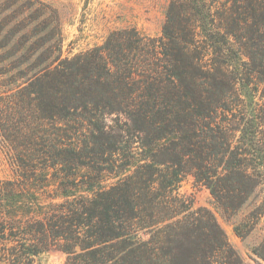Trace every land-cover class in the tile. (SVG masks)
<instances>
[{
    "label": "trees",
    "instance_id": "1",
    "mask_svg": "<svg viewBox=\"0 0 264 264\" xmlns=\"http://www.w3.org/2000/svg\"><path fill=\"white\" fill-rule=\"evenodd\" d=\"M0 134L17 166L0 260L244 264L178 189L192 174L235 213L264 185V0H171L159 38L123 28L56 56L0 102Z\"/></svg>",
    "mask_w": 264,
    "mask_h": 264
},
{
    "label": "rangeland",
    "instance_id": "2",
    "mask_svg": "<svg viewBox=\"0 0 264 264\" xmlns=\"http://www.w3.org/2000/svg\"><path fill=\"white\" fill-rule=\"evenodd\" d=\"M170 1L0 0V102L38 67L56 56L72 57L102 45L115 30L134 27L159 38ZM10 148L0 134V179L17 174ZM178 191L194 208L205 207L214 214L244 264H264L254 252L260 245L264 252V185L235 213L227 212L192 174L185 176ZM66 259L65 252L53 247L34 264H64Z\"/></svg>",
    "mask_w": 264,
    "mask_h": 264
}]
</instances>
